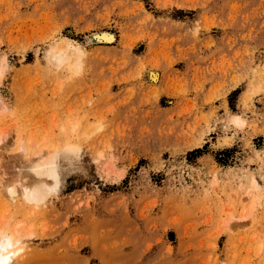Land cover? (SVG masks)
<instances>
[{"label": "rangeland", "instance_id": "1", "mask_svg": "<svg viewBox=\"0 0 264 264\" xmlns=\"http://www.w3.org/2000/svg\"><path fill=\"white\" fill-rule=\"evenodd\" d=\"M0 238L8 264H264V0H0Z\"/></svg>", "mask_w": 264, "mask_h": 264}, {"label": "bare ground", "instance_id": "2", "mask_svg": "<svg viewBox=\"0 0 264 264\" xmlns=\"http://www.w3.org/2000/svg\"><path fill=\"white\" fill-rule=\"evenodd\" d=\"M105 38L110 40V41L112 40V36H110V37L105 36ZM58 56H60V57H58ZM58 56H56L55 59H56V61L59 60V63H61L63 61V59L61 57L62 55L60 54ZM53 158H54L53 156H50L45 160H42L40 158V159H37L40 161H36L37 162V163L35 162L36 164L31 165L32 166L31 170L34 172L36 177H38L40 179L41 178H49V179L54 178L55 179ZM39 192H41V191H39ZM16 194H17L16 190H13L12 191V197H14ZM23 194L28 201H34L40 196V193L29 192L28 190H25L23 192ZM13 246H14V244L10 239L0 238V264H8L12 260V257L16 254L15 252L11 251Z\"/></svg>", "mask_w": 264, "mask_h": 264}]
</instances>
